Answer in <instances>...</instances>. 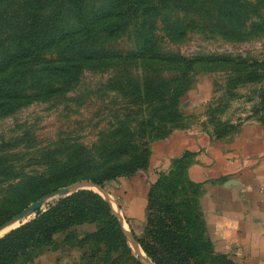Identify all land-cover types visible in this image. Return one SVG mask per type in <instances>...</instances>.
I'll return each mask as SVG.
<instances>
[{"label":"trees","instance_id":"1","mask_svg":"<svg viewBox=\"0 0 264 264\" xmlns=\"http://www.w3.org/2000/svg\"><path fill=\"white\" fill-rule=\"evenodd\" d=\"M158 27L172 41L189 31H209L227 40L243 41L264 34V0H0V117L30 101L74 87L86 67L106 68L112 60H108L109 51L104 53L105 42L121 37L130 38L131 45L123 56L116 54L122 65L128 61L133 66L134 75L121 81L128 93L133 94L129 87L136 86V93L142 89L147 101L161 106L164 120L175 116L187 85L182 80L176 86L174 76L185 77L193 62L179 54H163ZM155 72L167 78L158 84L161 78ZM149 154L144 149L133 160H120L99 175L78 180L105 186L115 177H130L146 167ZM190 161L188 152L175 158L169 173L150 186L144 236L138 238L132 232L152 264H237L211 248L198 204L200 187L187 175ZM78 180L43 190L21 207ZM178 183L190 186V205L170 204L156 194V188L167 185L173 192ZM17 212L0 204V227ZM85 223L95 224L96 229L84 233L76 243L93 245L90 259L97 256L107 262L115 253L113 262L142 264L131 253L110 205L91 189L51 200L33 218L5 233L0 238V264L31 260L55 243V234L67 232L63 241L68 242L74 236L70 229ZM99 253H103L101 258Z\"/></svg>","mask_w":264,"mask_h":264},{"label":"rangeland","instance_id":"2","mask_svg":"<svg viewBox=\"0 0 264 264\" xmlns=\"http://www.w3.org/2000/svg\"><path fill=\"white\" fill-rule=\"evenodd\" d=\"M157 37L163 54H179L193 62L185 77L174 76L176 86L182 80L187 85L175 116L164 120L161 106L147 101L142 89L136 93V86H130L133 94H129L127 85L121 82L134 75L133 66L126 64L128 61L122 65L116 58V54L123 56L122 52L130 49V38L105 42L104 53L109 51L107 57L112 64L106 68L86 67L74 87L30 101L0 117V204L11 206L18 214L23 210L21 206L41 191L84 176L99 175L120 160H133L144 149L149 153L154 142L187 126L194 118L201 117V128L215 137L234 133L245 120H264V34L234 41L209 31H189L172 41L158 27ZM155 68L163 71L161 65ZM160 75L154 73L159 79L163 74ZM166 78L163 76L157 83ZM192 90L200 95L203 104L190 111L185 106L193 97ZM148 161L144 169L132 176L145 171ZM171 167L160 172L148 190ZM119 178L103 187L113 207L124 216L121 191L116 190ZM167 186L156 188L163 201L180 207L181 202L192 203L193 193L187 183H178L173 192ZM147 213L144 208V219L139 224L124 216L138 238L144 236ZM202 216L204 219L203 212ZM17 225L12 223L3 233ZM95 229L93 223L75 226L70 229L74 236L68 242L63 241L67 232H59L53 245L43 248L31 260L21 259L17 264H130L127 260L113 262L115 253L107 262L97 256L90 259L93 245L79 246L76 239ZM207 236L212 250L222 253L215 250L208 233ZM127 241L131 253L142 263ZM139 251L148 261L140 245Z\"/></svg>","mask_w":264,"mask_h":264},{"label":"crops","instance_id":"3","mask_svg":"<svg viewBox=\"0 0 264 264\" xmlns=\"http://www.w3.org/2000/svg\"><path fill=\"white\" fill-rule=\"evenodd\" d=\"M190 95L185 108H200V95ZM199 120L154 142L145 171L117 180L124 216L143 221L149 184L188 152L187 175L200 187L198 204L215 250L237 264H264V120H245L222 139L203 130Z\"/></svg>","mask_w":264,"mask_h":264},{"label":"water","instance_id":"4","mask_svg":"<svg viewBox=\"0 0 264 264\" xmlns=\"http://www.w3.org/2000/svg\"><path fill=\"white\" fill-rule=\"evenodd\" d=\"M82 189H91L94 191L97 190L101 193V196L110 205V208H111L113 215L118 220L119 224L122 227V230H123L125 236L129 240V243L132 245L134 250L136 251V253L139 256L142 263L143 264H152L151 261L145 260V258L143 257V255L139 251V245H138V242H137L133 232L129 228L124 216L121 215L119 210L116 209L115 207H113V205L111 204L107 190L103 186H101L100 184H96L93 181L86 180V179L78 180V181L73 182L71 184H68L66 186L57 188L56 190L48 192V193L44 194L43 196H41L38 200L32 202L30 206L21 210L18 214H16L14 217H12L9 222H7L6 224H4L0 227V238L10 230L9 229L3 233L4 229L8 226V224L10 222L17 223L18 224L17 226H19L20 224H22V223L30 220L31 218H33L35 216L36 212L39 209L43 208L51 200L57 199L59 197H64V196L70 195L73 192H76V191L82 190Z\"/></svg>","mask_w":264,"mask_h":264},{"label":"bare ground","instance_id":"5","mask_svg":"<svg viewBox=\"0 0 264 264\" xmlns=\"http://www.w3.org/2000/svg\"><path fill=\"white\" fill-rule=\"evenodd\" d=\"M11 224H12V223H10V224L8 225L9 228H10Z\"/></svg>","mask_w":264,"mask_h":264}]
</instances>
